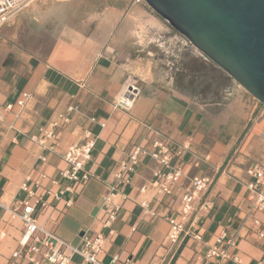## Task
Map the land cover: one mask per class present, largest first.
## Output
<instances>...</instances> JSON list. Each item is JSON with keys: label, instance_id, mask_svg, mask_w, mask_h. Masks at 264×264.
<instances>
[{"label": "crops", "instance_id": "1", "mask_svg": "<svg viewBox=\"0 0 264 264\" xmlns=\"http://www.w3.org/2000/svg\"><path fill=\"white\" fill-rule=\"evenodd\" d=\"M67 3L74 0H35L0 28V264H30L14 257L24 228L9 211L24 198L22 183L43 176L44 190L54 193L69 185L61 177L63 156L87 129L96 138L86 166L92 178L71 184L73 191L60 199L47 195L48 206L35 213L40 225L78 247L102 235V264H264V211L253 210L248 190L252 170L264 167V105L240 84L221 103L204 104L180 68L193 57L207 58L144 0H99L87 14L73 6L65 14ZM132 78L141 97L130 113L115 110V98ZM235 93L242 94L237 113L228 105ZM69 108L75 109L71 122L49 144L52 150L31 141ZM156 143L167 146L182 169L173 195L151 189L160 166L143 157L122 189L117 219L105 227L103 196L121 164L136 147L154 151ZM194 177L213 179L212 208L188 225L174 252L167 218L177 215ZM222 233L236 240L230 254L239 262L204 259ZM82 263L76 255L70 264Z\"/></svg>", "mask_w": 264, "mask_h": 264}, {"label": "built area", "instance_id": "2", "mask_svg": "<svg viewBox=\"0 0 264 264\" xmlns=\"http://www.w3.org/2000/svg\"><path fill=\"white\" fill-rule=\"evenodd\" d=\"M35 0H0V28L11 23L26 7ZM142 89L139 82L129 79L123 91L118 94L114 101V109L125 113H130L139 98ZM74 108H69L66 113L57 115L47 125L40 130L39 135L32 136L31 141L39 144L44 149L52 150V146L59 135V131L71 122V114ZM94 118L91 122H95ZM104 126V125H103ZM96 146V138L87 129L83 133L80 143L72 144L66 150L63 160L66 169L61 172V177L69 183L62 190L54 193L52 190L43 188L41 179L26 177L21 185V192L24 198L18 205L9 209L10 213L18 218L23 224V235L20 241L21 250L14 253L15 258H21L30 264H70L74 256L83 259L82 264H102L100 256L104 252V238L102 235L85 239L83 246H73L62 240L55 233L39 224L35 216L38 207L45 209L48 202L45 197L48 195L60 199L66 191H73L71 184L85 185L92 175L86 170V166L92 158ZM154 151H148L140 146L136 147L129 155L128 159L120 166L115 175V183L109 187L108 192L103 196V209L105 213V227H111L117 219L118 213L122 208V201L125 195L122 189L131 183V175L135 172L141 159L150 156L159 164V168L154 172L151 189L157 196L169 197L174 193V188L182 177V169L173 165L174 155L167 146L156 143ZM252 181L248 184L250 198L253 202L255 212L264 211V167L257 166L251 172ZM57 184V182H54ZM213 185L210 177H194L190 187L185 191L180 199L179 210L174 217H168L170 231L167 235L169 247L175 251L182 245L184 236L188 232V225L192 226L199 220L201 212L209 211L212 208L208 200V193ZM147 189L143 188L145 192ZM71 202L67 203L70 206ZM148 209L147 203L142 204ZM0 207H4L0 200ZM195 239L201 241L199 235ZM237 249V242L234 238H227L226 233H222L216 240L214 246L206 252L204 259L212 258L232 259L239 262V257L230 254V250ZM111 264H114L112 262Z\"/></svg>", "mask_w": 264, "mask_h": 264}, {"label": "water", "instance_id": "3", "mask_svg": "<svg viewBox=\"0 0 264 264\" xmlns=\"http://www.w3.org/2000/svg\"><path fill=\"white\" fill-rule=\"evenodd\" d=\"M264 105V0H144Z\"/></svg>", "mask_w": 264, "mask_h": 264}, {"label": "trees", "instance_id": "4", "mask_svg": "<svg viewBox=\"0 0 264 264\" xmlns=\"http://www.w3.org/2000/svg\"><path fill=\"white\" fill-rule=\"evenodd\" d=\"M180 72L188 70L195 93L204 104L221 103L233 80L211 60L191 58L182 63ZM178 72L177 77L182 74Z\"/></svg>", "mask_w": 264, "mask_h": 264}, {"label": "rangeland", "instance_id": "5", "mask_svg": "<svg viewBox=\"0 0 264 264\" xmlns=\"http://www.w3.org/2000/svg\"><path fill=\"white\" fill-rule=\"evenodd\" d=\"M59 1L66 2L67 0H59ZM97 1H99V0H74V3H67V5L64 7V9H65L64 13L65 14L68 13L73 6L74 11L77 9L80 14H87V13H89V10H91L93 8V6H95L97 4ZM192 48L195 50V48L193 46H192ZM237 84L238 83H236L234 80H232L231 84H230V88L227 90L228 91L227 93H229L230 91H233V89H235ZM242 90H244V89H242ZM241 98H242V94L235 93L234 97H232L230 99V104H228V105L230 107H233V109H234L232 111L233 113H237V111H239L240 103L237 102V100H240ZM256 102H259V101L256 100ZM227 112L229 113L228 109L226 110L225 113H227Z\"/></svg>", "mask_w": 264, "mask_h": 264}]
</instances>
